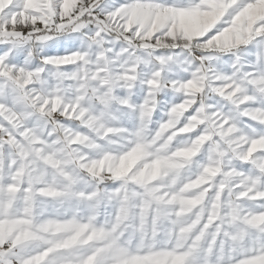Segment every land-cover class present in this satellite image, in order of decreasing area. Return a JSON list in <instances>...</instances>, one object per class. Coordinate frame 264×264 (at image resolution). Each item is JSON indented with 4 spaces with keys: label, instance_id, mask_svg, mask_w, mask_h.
<instances>
[{
    "label": "snow or ice",
    "instance_id": "snow-or-ice-1",
    "mask_svg": "<svg viewBox=\"0 0 264 264\" xmlns=\"http://www.w3.org/2000/svg\"><path fill=\"white\" fill-rule=\"evenodd\" d=\"M0 264H264V0H0Z\"/></svg>",
    "mask_w": 264,
    "mask_h": 264
},
{
    "label": "rangeland",
    "instance_id": "rangeland-1",
    "mask_svg": "<svg viewBox=\"0 0 264 264\" xmlns=\"http://www.w3.org/2000/svg\"><path fill=\"white\" fill-rule=\"evenodd\" d=\"M210 16H211V14L192 13V14H188L186 16L181 17V23L183 25L193 29V30H198L202 25H204L209 20ZM125 162H123V163H125ZM131 165L132 164H130L129 166H131ZM122 172H123V170H122Z\"/></svg>",
    "mask_w": 264,
    "mask_h": 264
},
{
    "label": "bare ground",
    "instance_id": "bare-ground-1",
    "mask_svg": "<svg viewBox=\"0 0 264 264\" xmlns=\"http://www.w3.org/2000/svg\"><path fill=\"white\" fill-rule=\"evenodd\" d=\"M137 159H138V156L136 154H133L132 156H130L128 160H126V162L121 165V171L122 170L126 171L129 167H131L136 162ZM129 163L132 165L129 166L130 165Z\"/></svg>",
    "mask_w": 264,
    "mask_h": 264
}]
</instances>
